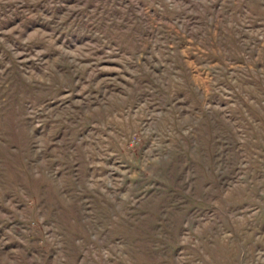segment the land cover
Returning a JSON list of instances; mask_svg holds the SVG:
<instances>
[{
	"label": "rangeland",
	"instance_id": "rangeland-1",
	"mask_svg": "<svg viewBox=\"0 0 264 264\" xmlns=\"http://www.w3.org/2000/svg\"><path fill=\"white\" fill-rule=\"evenodd\" d=\"M0 264H264V0H0Z\"/></svg>",
	"mask_w": 264,
	"mask_h": 264
}]
</instances>
